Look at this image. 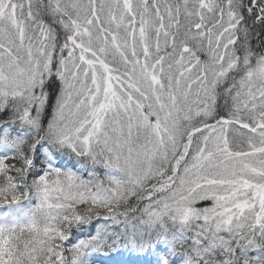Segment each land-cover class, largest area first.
<instances>
[{
    "label": "snow or ice",
    "instance_id": "snow-or-ice-1",
    "mask_svg": "<svg viewBox=\"0 0 264 264\" xmlns=\"http://www.w3.org/2000/svg\"><path fill=\"white\" fill-rule=\"evenodd\" d=\"M111 253L264 264V0H0V264Z\"/></svg>",
    "mask_w": 264,
    "mask_h": 264
},
{
    "label": "trees",
    "instance_id": "trees-1",
    "mask_svg": "<svg viewBox=\"0 0 264 264\" xmlns=\"http://www.w3.org/2000/svg\"><path fill=\"white\" fill-rule=\"evenodd\" d=\"M127 254H125L124 257H119L116 256L114 253H111L108 256H101V259L99 261H97V264H102V262H104V264H107V262L111 259V260H119V259H127Z\"/></svg>",
    "mask_w": 264,
    "mask_h": 264
}]
</instances>
